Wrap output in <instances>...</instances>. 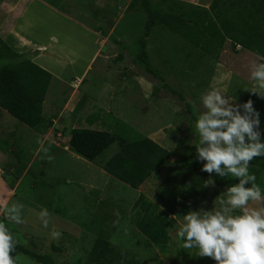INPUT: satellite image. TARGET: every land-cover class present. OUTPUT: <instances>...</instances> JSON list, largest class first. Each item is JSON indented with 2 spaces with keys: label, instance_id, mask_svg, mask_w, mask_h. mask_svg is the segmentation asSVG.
<instances>
[{
  "label": "rangeland",
  "instance_id": "rangeland-1",
  "mask_svg": "<svg viewBox=\"0 0 264 264\" xmlns=\"http://www.w3.org/2000/svg\"><path fill=\"white\" fill-rule=\"evenodd\" d=\"M13 1L0 0L1 18ZM54 1L60 11L101 35L100 53L81 74L84 53L93 47V40L85 50L89 42L85 32L55 21L39 3L29 4L28 20L45 33H56L67 52L84 55L72 66L60 60L59 67L53 66L54 59H45V64L61 73L60 78L70 73L76 76L64 80L57 77L59 85L56 92L48 91L44 116L36 127L0 109V221L20 243L38 253L51 254L57 264H85L96 238L89 227L94 220L110 228V243L123 254L120 262L215 264L210 258L198 256L197 249H182L176 232L189 210L221 207L223 191L236 181L220 177L218 182L212 175L215 187H203L209 174L188 168L181 154L185 140L190 146L199 140L195 134L197 108L201 95L213 86L235 103L253 101L264 139V98L245 90L254 84L250 64L258 56L240 47L233 51L227 40L215 59L165 26H155L146 33V13L138 2L129 7L131 0ZM179 1L207 9L212 0ZM2 22L4 25L5 20ZM142 38L146 39V51L158 77L147 72L136 57V43ZM11 47L24 57L34 54L27 45ZM62 90L67 93L62 95ZM117 120L171 153L168 161L137 188L102 168L104 160L117 151L116 142L95 161L85 160L67 147L66 137L72 128L88 126L115 133ZM42 146H50V152L45 154ZM49 155L54 157L51 161ZM249 171L264 193V157L252 160ZM140 194L153 204L154 213L176 217L166 244L152 243L135 227L137 209L133 204ZM16 201L24 205L21 224L4 215L6 207ZM42 209L50 213L47 227L39 219ZM57 231L61 233L59 239L52 236ZM14 257L16 264H34L25 254Z\"/></svg>",
  "mask_w": 264,
  "mask_h": 264
},
{
  "label": "trees",
  "instance_id": "trees-1",
  "mask_svg": "<svg viewBox=\"0 0 264 264\" xmlns=\"http://www.w3.org/2000/svg\"><path fill=\"white\" fill-rule=\"evenodd\" d=\"M44 1L60 9L54 0ZM137 2L146 13V33L155 26H165L215 59L227 40L233 51L240 47L257 56L264 55V0H212L207 9L179 0H131L128 6L133 7ZM136 47V57L145 70L158 77L146 51V39H140ZM0 62V108L21 123L36 127L43 119L48 91L56 92L58 78L30 57L14 50L1 37ZM66 93L65 90L61 92L62 95ZM65 101L62 97L61 102ZM88 121L92 123L91 119ZM115 130L113 133L88 126L72 128L69 147L78 156L95 161L116 142L117 151L104 160L102 168L116 179L137 188L168 161L170 150L121 120H117ZM3 146L6 147V143ZM181 159L188 168L207 174L201 170L203 162L197 160L195 146H190L187 140ZM253 169L256 170L257 166ZM212 175L219 182L220 177L215 173ZM133 208L137 209L133 219L135 227L152 243L166 244L174 219L154 213L153 204L143 194L135 200ZM89 227L96 238L85 264H130L119 261L123 254L111 245L108 226L94 220ZM17 253L27 255L34 264H57L51 254L38 253L22 243L17 245L13 255Z\"/></svg>",
  "mask_w": 264,
  "mask_h": 264
},
{
  "label": "clouds",
  "instance_id": "clouds-1",
  "mask_svg": "<svg viewBox=\"0 0 264 264\" xmlns=\"http://www.w3.org/2000/svg\"><path fill=\"white\" fill-rule=\"evenodd\" d=\"M250 78L254 84L245 90L264 98V55L251 62ZM197 113L195 134L199 140L194 146L197 160L203 162L201 170L210 177L203 187H215L213 173L236 182L223 191L219 199L221 207H201L183 215L176 232L182 241L181 248L197 249L198 256L210 258L215 264H264V193L256 183V176L249 171L252 160L264 157L260 114L251 99L235 103L215 86L201 95ZM42 151L49 153L50 146H42ZM53 158L47 156L49 161ZM256 202L261 206L250 207ZM23 209L19 201L12 202L5 209V218L21 224ZM49 216L47 209L39 213L45 227ZM52 236L59 239L61 233L53 232ZM19 243L0 221V264H16L13 254Z\"/></svg>",
  "mask_w": 264,
  "mask_h": 264
},
{
  "label": "crops",
  "instance_id": "crops-1",
  "mask_svg": "<svg viewBox=\"0 0 264 264\" xmlns=\"http://www.w3.org/2000/svg\"><path fill=\"white\" fill-rule=\"evenodd\" d=\"M32 3H39V6L42 9L47 10L49 13H51V15L55 17V21H62L65 24H69L74 28L75 27L80 28L81 32H85L86 38L89 39L88 45L84 46L85 50L87 47H89L90 40L91 39L93 40V47L84 53L85 64L84 67L82 68L81 74L84 73L86 69L90 66L91 61L94 58H97V55L100 53L101 35L98 34V32L93 31L85 27L84 25L78 23L77 21L72 19L68 14L60 11V9L48 4L44 0H15L13 1L12 4L10 3V5L6 8V10L3 13L4 18H1L0 15L1 39H3L10 47L13 44L14 46L27 45L28 47H32L34 50L31 51L36 52L32 54V56H30L32 61L40 65L47 71H49L56 78L59 77V79L64 80L69 77L76 76V74L73 75V73H70L67 76L60 78L61 73L58 70H56L52 66L45 64L47 63L45 61L47 60L50 61L51 59H54L56 64H53V66L55 65L59 67L57 65V63H59L58 62L59 60L62 61L63 64L66 63V65L72 66L74 61L80 59V57L84 54H80L79 52L78 55H73L70 52H67L66 51L67 46L63 45L59 41V38L56 35V33L54 32L45 33L44 29L43 30L40 29L39 25L36 26L30 20H28V18H26L25 16L27 14L29 4ZM3 19L5 20L4 25L2 22ZM69 136H70V132L67 134L66 137L68 150L70 149L68 143ZM70 151L74 153L71 149Z\"/></svg>",
  "mask_w": 264,
  "mask_h": 264
}]
</instances>
